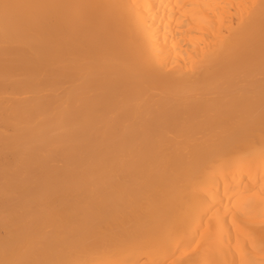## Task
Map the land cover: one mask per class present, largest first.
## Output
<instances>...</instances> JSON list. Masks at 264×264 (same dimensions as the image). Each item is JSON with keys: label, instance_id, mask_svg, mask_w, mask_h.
I'll return each instance as SVG.
<instances>
[{"label": "bare ground", "instance_id": "1", "mask_svg": "<svg viewBox=\"0 0 264 264\" xmlns=\"http://www.w3.org/2000/svg\"><path fill=\"white\" fill-rule=\"evenodd\" d=\"M0 264H264V0H0Z\"/></svg>", "mask_w": 264, "mask_h": 264}, {"label": "snow or ice", "instance_id": "2", "mask_svg": "<svg viewBox=\"0 0 264 264\" xmlns=\"http://www.w3.org/2000/svg\"><path fill=\"white\" fill-rule=\"evenodd\" d=\"M18 7L20 6L15 4H9V3L0 4V8H2L4 11L5 18H7L11 10L16 9Z\"/></svg>", "mask_w": 264, "mask_h": 264}]
</instances>
